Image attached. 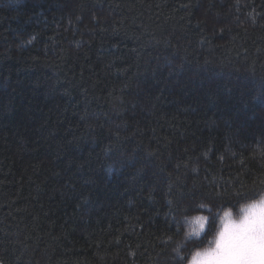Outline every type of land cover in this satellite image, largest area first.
<instances>
[{
	"label": "trees",
	"instance_id": "1",
	"mask_svg": "<svg viewBox=\"0 0 264 264\" xmlns=\"http://www.w3.org/2000/svg\"><path fill=\"white\" fill-rule=\"evenodd\" d=\"M261 193L264 0H0V264H187Z\"/></svg>",
	"mask_w": 264,
	"mask_h": 264
},
{
	"label": "clouds",
	"instance_id": "2",
	"mask_svg": "<svg viewBox=\"0 0 264 264\" xmlns=\"http://www.w3.org/2000/svg\"><path fill=\"white\" fill-rule=\"evenodd\" d=\"M209 211L206 205H200ZM209 216H185L184 240L199 239ZM217 227L207 245L195 249L187 264H264V194L241 203L237 209L223 208L216 215ZM183 242L175 252L179 256Z\"/></svg>",
	"mask_w": 264,
	"mask_h": 264
},
{
	"label": "snow or ice",
	"instance_id": "3",
	"mask_svg": "<svg viewBox=\"0 0 264 264\" xmlns=\"http://www.w3.org/2000/svg\"><path fill=\"white\" fill-rule=\"evenodd\" d=\"M261 194H264V193H261ZM261 194H260V195H261ZM260 195H259V196H260ZM209 212H211V209H209ZM184 259H185V258H184L183 256H180V260H181V261H183Z\"/></svg>",
	"mask_w": 264,
	"mask_h": 264
}]
</instances>
